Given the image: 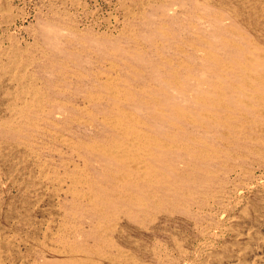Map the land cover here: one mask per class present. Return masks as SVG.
Instances as JSON below:
<instances>
[{
  "label": "rangeland",
  "instance_id": "1",
  "mask_svg": "<svg viewBox=\"0 0 264 264\" xmlns=\"http://www.w3.org/2000/svg\"><path fill=\"white\" fill-rule=\"evenodd\" d=\"M263 66L264 0H0V264H264Z\"/></svg>",
  "mask_w": 264,
  "mask_h": 264
},
{
  "label": "bare ground",
  "instance_id": "2",
  "mask_svg": "<svg viewBox=\"0 0 264 264\" xmlns=\"http://www.w3.org/2000/svg\"><path fill=\"white\" fill-rule=\"evenodd\" d=\"M205 1V0H204ZM243 2V1H242ZM261 2V1H260ZM243 4V3H242ZM255 5V4H254ZM250 6V5H249ZM201 7V6H200ZM242 7V6H241ZM254 15V14H253ZM247 17V16H246ZM251 19V18H250ZM209 37V36H208ZM232 37V36H231ZM203 40V39H202ZM191 45V44H190ZM179 46V45H178ZM163 47V46H162ZM196 48V47H195ZM250 51V49H249ZM215 53V52H214ZM153 56V55H152ZM156 56V55H155ZM202 56V55H201ZM235 57V56H234ZM203 62V61H202ZM155 63V62H154ZM166 64V63H165ZM225 65V64H224ZM248 65V64H247ZM250 65V64H249ZM157 66V65H156ZM222 67V66H221ZM242 67V66H241ZM246 67V66H245ZM250 67V66H249ZM264 67V66H263ZM262 67V68H263ZM135 68V67H134ZM247 68V67H246ZM251 68V67H250ZM254 69V66L252 67ZM257 68V67H256ZM249 69V68H248ZM260 69V68H259ZM70 70V69H69ZM231 71V70H230ZM239 71V70H238ZM241 71V69H240ZM138 72V71H137ZM232 72V71H231ZM226 73V72H225ZM235 73V72H234ZM80 74V73H79ZM242 74V73H240ZM254 74V73H252ZM255 74H258V73H255ZM254 74V75H255ZM262 74V73H261ZM243 76V75H242ZM241 76V77H242ZM245 76V75H244ZM250 76V75H249ZM248 76V77H249ZM264 76V75H263ZM247 77V78H248ZM245 78V77H244ZM254 78V77H253ZM262 78V77H261ZM144 79V78H143ZM152 79V78H151ZM234 79V78H233ZM243 79V78H242ZM246 80V79H245ZM251 80V79H250ZM255 80V78H254ZM253 80V81H254ZM264 80V79H263ZM232 81V80H231ZM252 81V80H251ZM236 82V81H235ZM243 82V81H242ZM238 83V81H237ZM253 83V82H252ZM142 84V83H141ZM190 84V83H189ZM233 84V83H232ZM240 85V83H238ZM247 84V83H246ZM137 85V84H136ZM237 85V84H236ZM255 85V84H254ZM219 86V85H218ZM247 86V85H246ZM249 86V85H248ZM84 87V86H83ZM254 87V86H253ZM234 88V87H233ZM241 88V87H240ZM261 88V87H260ZM39 89V88H38ZM118 89V88H117ZM232 89V88H231ZM255 89V88H254ZM212 90V89H211ZM235 90V89H234ZM248 90V89H247ZM213 91V90H212ZM218 91V90H217ZM230 91V90H229ZM232 91V90H231ZM238 91V90H237ZM253 91V90H252ZM186 92V91H185ZM228 92V91H227ZM233 92V91H232ZM240 92V91H239ZM259 92V91H258ZM257 92V93H258ZM264 92V91H263ZM133 93V92H132ZM138 93V92H137ZM33 94V93H32ZM230 94V93H229ZM238 94V93H237ZM242 94V93H241ZM251 94V93H250ZM256 94V93H255ZM85 95V94H84ZM116 95V94H115ZM231 95V94H230ZM263 95V94H262ZM238 96V95H237ZM245 96V95H244ZM37 97V96H36ZM235 98V96L233 97ZM238 98V97H237ZM241 98V97H240ZM263 98V97H262ZM226 99V98H225ZM231 99V98H230ZM242 99V98H241ZM87 100V99H86ZM122 100V99H121ZM235 100V99H234ZM258 100V99H257ZM262 101V100H260ZM259 101V102H260ZM159 102V101H158ZM258 102V103H259ZM226 103V102H225ZM240 103V102H239ZM214 104V103H213ZM174 105V104H173ZM223 105V104H222ZM225 105V116H223V125L225 127V130H224V135H225V143L228 142H232L233 144H235L236 146H238V148L240 147H244V148H251V146L253 144H256V143H252L254 140H260L262 138V135H263V132H264V111H262L261 109L264 108V102L263 103H259V104H255V103H251V102H248L245 106H246V109H241L242 107L239 106V104L236 102V100L233 102V104H224ZM170 107V106H169ZM211 108V107H210ZM81 109V108H80ZM113 109V108H112ZM218 109V108H217ZM176 110V109H175ZM264 110V109H263ZM122 111V110H121ZM159 111V110H158ZM162 111V110H161ZM172 111V110H171ZM170 111V112H171ZM207 111V110H205ZM210 111V109H209ZM222 111V109H221ZM124 112V111H122ZM173 112V111H172ZM175 112V111H174ZM173 112V114H174ZM178 112V110H177ZM80 114V113H79ZM123 114V113H122ZM178 114V113H177ZM180 114V113H179ZM188 114V113H187ZM223 114V113H222ZM121 115V114H120ZM154 115V114H152ZM215 115V114H214ZM261 115L263 119H260L258 116ZM84 116V115H83ZM127 116V115H126ZM129 116V114H128ZM197 116V115H196ZM119 117V116H118ZM161 117V116H160ZM179 117V116H178ZM214 117V116H213ZM27 118V117H26ZM120 118V117H119ZM155 118V117H154ZM157 117L154 119L156 120ZM165 119V118H164ZM220 120V118H218ZM125 120V119H124ZM162 120V119H161ZM168 120V118H167ZM218 120V121H219ZM213 121V120H212ZM102 122V121H101ZM188 122V121H187ZM159 123V122H158ZM173 123V122H172ZM171 123V125H173ZM213 123V122H212ZM220 123V122H219ZM50 124V123H49ZM155 124V123H154ZM160 125H162L161 123H159ZM175 124V123H174ZM128 125V124H127ZM149 125V124H148ZM156 125V124H155ZM220 125V124H219ZM132 126V125H131ZM147 126V125H146ZM154 126V125H153ZM164 126V125H163ZM169 127V126H168ZM221 127V126H220ZM121 128V127H120ZM133 128V127H131ZM140 128V127H139ZM171 128V127H170ZM153 129V128H152ZM216 129V128H215ZM137 130V128H136ZM150 130V129H148ZM157 130V129H156ZM161 129H159L160 131ZM86 131V130H85ZM121 131V130H120ZM129 131V130H128ZM144 131V130H143ZM154 131V130H153ZM162 132V131H161ZM170 132V131H169ZM176 132V130H175ZM163 133V132H162ZM219 133V132H217ZM116 134V133H115ZM120 134V133H119ZM134 134V133H133ZM136 134V133H135ZM134 134V135H135ZM166 134V133H164ZM233 134V135H231ZM176 135V134H175ZM72 136V135H71ZM123 136V135H122ZM148 136V135H147ZM222 136V135H221ZM174 137V136H172ZM219 137V136H218ZM146 138V137H145ZM148 138V137H147ZM151 138V137H150ZM149 138V139H150ZM153 138V137H152ZM117 139V138H116ZM128 139V137H127ZM141 139V138H140ZM138 140V139H137ZM144 140V139H143ZM146 140V139H145ZM108 141V140H107ZM156 141V140H155ZM163 141V140H162ZM171 141V140H170ZM174 141V140H173ZM128 142V140H127ZM223 142V141H222ZM236 142V143H235ZM258 142V141H257ZM107 143V142H106ZM110 143V142H109ZM126 143V142H125ZM164 143V142H163ZM174 143V142H173ZM4 144V143H3ZM90 144V143H89ZM175 144V143H174ZM95 145V144H94ZM93 145V146H94ZM126 145L124 144L123 140L121 139H117L116 141V144L115 145H109V146H106L104 145L103 146V151L104 152H107V154L109 155V159L111 161H115L117 162L118 164H120L121 162V159L123 158L122 155L118 152V149L122 148L123 149V146ZM161 145V144H160ZM225 145V144H224ZM70 146V145H69ZM159 146V145H158ZM164 146V145H163ZM176 146V144H175ZM228 146V145H227ZM258 146V145H256ZM90 146H87L88 149ZM140 147V146H139ZM171 147V146H170ZM255 147V146H254ZM94 148V147H93ZM160 148V147H159ZM166 149V148H165ZM164 149V150H165ZM175 149V148H174ZM181 149L186 152V153H190V149H189V146L187 144H184L182 145ZM251 149H254V148H251ZM250 149V150H251ZM238 150V149H237ZM240 150V149H239ZM243 150V149H242ZM249 150V151H250ZM124 151V150H123ZM177 151V150H176ZM181 150H179L180 152ZM244 151V150H243ZM204 149L203 147H198V152H194V153H191V155L194 154V156H198V157H206V155L204 156ZM177 153V152H176ZM123 154V153H122ZM178 154V153H177ZM185 154V153H184ZM207 154V153H205ZM179 155V154H178ZM189 155V156H191ZM218 156V155H216ZM220 156V155H219ZM228 157H231V158H244L246 155L244 152H238V151H235V152H228L227 154ZM226 156V157H227ZM181 160H183V162L185 163V166L188 167L191 165V160H188L186 158V156H183V155H180L179 157H177ZM207 158V157H206ZM218 158V157H217ZM178 159V163H179V160ZM200 159V158H199ZM196 160V159H195ZM219 161V160H218ZM123 162V161H122ZM183 163V164H184ZM229 164V163H228ZM244 164V163H243ZM122 165V164H121ZM125 165V163H124ZM119 166V165H118ZM123 166V165H122ZM185 167V169H186ZM204 167V166H203ZM236 167V165H235ZM64 168V167H63ZM106 168V167H105ZM152 168V167H151ZM174 168V167H173ZM232 168V167H231ZM100 169V168H99ZM116 169V168H115ZM231 170V169H230ZM106 171V170H105ZM117 171V170H116ZM115 171V172H116ZM122 171V170H121ZM77 172V171H76ZM108 173V172H107ZM119 174H114L111 175V177H115L113 180V182H111V187H110V191L114 192V194H116V196L118 198H122V195L120 196V194L122 193H118V188L115 187V186H120V181H123L124 180V175L121 174L120 172H118ZM179 175L181 176H184L186 175V171H184V169H181L179 172ZM189 174V173H188ZM110 175V174H109ZM178 176V175H177ZM107 178V176H106ZM182 178V177H181ZM111 179V178H110ZM184 179V178H183ZM109 180V179H108ZM197 182V181H196ZM208 184V183H207ZM187 185V184H185ZM189 186V185H188ZM175 187V186H174ZM106 197V196H105ZM115 197V196H114ZM113 198V196L111 197V199ZM184 199V198H183ZM117 200V199H116ZM115 200V201H116ZM119 200V199H118ZM221 200V199H220ZM122 201V200H121ZM124 201V200H123ZM109 202V201H108ZM233 203V202H232ZM109 204V203H108ZM113 205V203H111ZM73 205V204H72ZM254 205V204H253ZM119 206V205H118ZM114 207V205H113ZM120 207V206H119ZM122 207V206H121ZM206 210V209H205ZM93 211V210H92ZM98 211V210H97ZM110 212V211H109ZM112 212V211H111ZM95 213V212H94ZM98 213V212H97ZM100 213V212H99ZM263 213V212H262ZM112 214V213H111ZM103 216V215H102ZM259 216V215H258ZM103 226V225H102ZM103 228V227H102ZM70 229V228H69ZM104 229V228H103ZM98 230V228H97ZM95 232V231H94ZM153 232V231H152ZM240 233V232H239ZM12 234V233H11ZM69 234V233H68ZM99 236V233H95V237H94V243L95 245H101L103 242H101L98 238ZM105 236V235H104ZM62 237V236H61ZM66 237V236H65ZM69 238V237H67ZM44 239V238H43ZM109 239V238H108ZM66 240V239H65ZM248 240V239H247ZM92 241V240H91ZM59 242V241H58ZM93 243V244H94ZM88 245V244H87ZM86 245V246H87ZM69 246V245H68ZM83 246V245H82ZM48 247V246H47ZM90 247V246H89ZM127 247V246H126ZM87 248V247H86ZM47 249V248H46ZM90 249V248H89ZM92 250V249H91ZM68 251V250H67ZM74 253V252H73ZM82 253V252H81ZM92 254V253H91ZM109 254V253H108ZM75 255V254H74ZM79 255V253H78ZM80 256V255H79ZM84 259V258H83ZM65 260V259H64ZM72 260V259H71ZM150 260V259H149ZM4 261V260H3ZM78 264V262H77ZM120 264V263H119Z\"/></svg>",
  "mask_w": 264,
  "mask_h": 264
}]
</instances>
